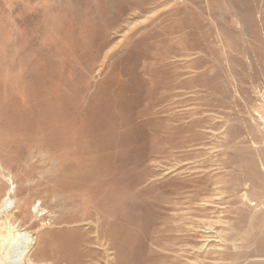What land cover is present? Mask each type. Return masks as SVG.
<instances>
[{
  "label": "rangeland",
  "instance_id": "1",
  "mask_svg": "<svg viewBox=\"0 0 264 264\" xmlns=\"http://www.w3.org/2000/svg\"><path fill=\"white\" fill-rule=\"evenodd\" d=\"M5 195L0 264H264V0H0Z\"/></svg>",
  "mask_w": 264,
  "mask_h": 264
},
{
  "label": "bare ground",
  "instance_id": "2",
  "mask_svg": "<svg viewBox=\"0 0 264 264\" xmlns=\"http://www.w3.org/2000/svg\"><path fill=\"white\" fill-rule=\"evenodd\" d=\"M7 196L8 195H5L3 197V199L1 200V203H0V209L3 212H6L7 211V204H8V200H9ZM19 236L21 237L20 238V243H21V256H23V255H26L29 247L31 246V240H30L29 236L27 234H25V233L19 234Z\"/></svg>",
  "mask_w": 264,
  "mask_h": 264
}]
</instances>
